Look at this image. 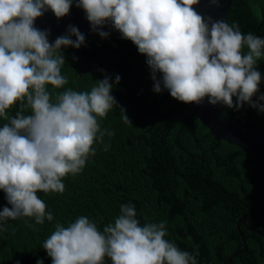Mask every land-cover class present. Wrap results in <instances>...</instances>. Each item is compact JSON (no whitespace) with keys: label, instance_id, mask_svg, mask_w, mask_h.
<instances>
[{"label":"clouds","instance_id":"clouds-1","mask_svg":"<svg viewBox=\"0 0 264 264\" xmlns=\"http://www.w3.org/2000/svg\"><path fill=\"white\" fill-rule=\"evenodd\" d=\"M219 0H211L217 4ZM73 0H0V190L11 207L0 211V222L20 217L36 224L53 220L37 192L63 193L62 178L78 174L93 144L103 143V118L117 105L109 77L97 80L90 91L67 89L55 96L46 85L60 89L68 83L61 74L63 48H80L85 35L69 25L53 43L49 31L34 26L36 18L51 9L59 19L70 12ZM199 0H77L92 31L111 24L123 39L145 54L152 70L154 91L167 89L183 103L223 104L239 110L245 103L264 112V94L256 101L261 73L257 62L264 58V38L243 34L237 23L212 21L198 14ZM209 22L211 26L209 27ZM76 39L73 40L72 37ZM247 49L245 52L244 49ZM162 74L157 80L156 73ZM120 76L115 77L118 84ZM235 97V101L233 99ZM19 102L9 117L7 109ZM29 109L31 114L25 115ZM123 120L131 123L124 109ZM107 150V146L105 147ZM135 207L121 204L114 223L99 231L86 216L67 227L60 223L42 247L52 264H197L196 256L165 239L164 222L140 224ZM31 226V225H30ZM3 225L0 223V229ZM19 264V262H17ZM37 264H43L37 260Z\"/></svg>","mask_w":264,"mask_h":264},{"label":"trees","instance_id":"trees-1","mask_svg":"<svg viewBox=\"0 0 264 264\" xmlns=\"http://www.w3.org/2000/svg\"><path fill=\"white\" fill-rule=\"evenodd\" d=\"M234 22L243 34L264 38V0H233L228 24ZM81 33L85 42L80 48L62 49L61 74L68 83L46 88L55 103L58 93L90 91L97 80L109 77L117 105L97 119L101 130L114 134L93 144L95 154L78 174L62 178L63 193L37 192L52 221L36 224L34 218L20 217L0 222V264H52L42 245L57 223L67 227L86 216L102 232L125 203L135 207L141 225L164 222L165 239L195 255L197 264H264V160L217 141L191 104L173 98L162 83L161 92H155L146 55L120 32L107 37ZM65 34L49 33L48 40ZM256 67L261 82L253 101L264 94V58ZM219 107L238 128L264 134V112L248 103L239 110ZM121 109L131 123L124 122ZM18 110L19 102L6 111L11 117ZM6 122L0 118V127ZM5 206L11 207L0 190V211ZM104 264L112 261L105 257Z\"/></svg>","mask_w":264,"mask_h":264},{"label":"water","instance_id":"water-1","mask_svg":"<svg viewBox=\"0 0 264 264\" xmlns=\"http://www.w3.org/2000/svg\"><path fill=\"white\" fill-rule=\"evenodd\" d=\"M232 2L233 0H219L217 4H213L211 0H199V3L193 5V8L206 21L210 16L212 21L219 20L228 23V13ZM76 3L77 0H73L70 12L59 19L51 9H47L41 17L36 18L34 26L40 30H48L49 33H67L69 25L77 27L80 32H94L90 22L86 19L85 11L83 8L77 7ZM210 26L211 22H209ZM98 28L107 32H119L111 24L98 26ZM190 104L194 114L210 130L217 141H226L243 150L253 152L264 160V134L238 128L224 115L219 104L212 105L208 103L207 97L200 105L194 102Z\"/></svg>","mask_w":264,"mask_h":264}]
</instances>
